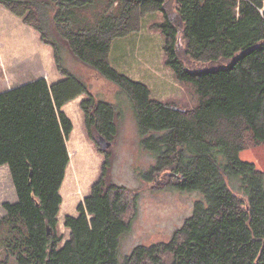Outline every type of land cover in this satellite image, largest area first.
I'll return each instance as SVG.
<instances>
[{
  "label": "trees",
  "instance_id": "16d2710c",
  "mask_svg": "<svg viewBox=\"0 0 264 264\" xmlns=\"http://www.w3.org/2000/svg\"><path fill=\"white\" fill-rule=\"evenodd\" d=\"M169 1L0 0L53 47L65 75L0 93V165L8 164L18 194L16 202L3 204L7 255L0 264H9L11 255L19 264H264V171L240 158L247 139L264 142V0H175L180 26L169 16ZM154 12L164 16L157 26L167 65L196 86L200 102L193 108L153 98L146 84L114 65L116 42ZM66 51L131 98L144 144L156 154L146 176L168 170L170 187L203 192L205 200L196 202L169 242L139 245L119 258L132 203L106 164L80 214L66 216L70 234L60 246V188L73 129L63 106L87 92L81 106L90 138L110 143L117 134L115 107L64 65Z\"/></svg>",
  "mask_w": 264,
  "mask_h": 264
},
{
  "label": "rangeland",
  "instance_id": "374dc122",
  "mask_svg": "<svg viewBox=\"0 0 264 264\" xmlns=\"http://www.w3.org/2000/svg\"><path fill=\"white\" fill-rule=\"evenodd\" d=\"M168 10L173 22L180 26L175 0L169 1ZM163 19L162 12L144 15L140 29L118 40L111 57L118 70L146 84L153 98L182 109H190L199 104L200 97L196 86L179 80L166 63L165 37L157 26ZM180 41V51L183 52L184 42L182 39ZM2 58L8 77L12 80L11 84L39 77L55 83L65 78L58 67L53 47L41 39L36 29L0 4V59ZM63 63L84 81L98 100L109 102L115 107L117 134L110 143L99 135H96L95 140L90 138L81 106L82 101L88 97L87 92L63 106L64 112L72 120L73 129L67 139L70 161L60 188L63 199L57 216L58 233L63 235L60 246L70 234V229L65 225L66 216L80 214L79 205L92 193L106 164L109 178L127 187L132 203L127 214L131 225L120 237L119 258L123 260L139 245L169 242L176 229L191 216L196 202L205 200L203 192L170 187L168 184L172 177L168 170L154 173L148 178L146 174L156 164V154L144 144L145 135L139 128L135 107L129 95L69 51L64 52ZM187 64L191 68L211 65H193L192 62ZM6 72L0 74V90L8 86ZM240 158L255 163L258 169L264 171V142L247 139ZM17 200L18 194L10 168L8 164L0 165V218L6 213L4 202ZM3 235L5 231L0 228V260L7 255L2 244ZM164 260L169 263L171 255H166ZM9 264L19 263L11 255Z\"/></svg>",
  "mask_w": 264,
  "mask_h": 264
},
{
  "label": "crops",
  "instance_id": "0c3cea01",
  "mask_svg": "<svg viewBox=\"0 0 264 264\" xmlns=\"http://www.w3.org/2000/svg\"><path fill=\"white\" fill-rule=\"evenodd\" d=\"M7 71V68H6V66H5V61H4V59L2 58V59H0V74L2 73V72H6ZM10 74V73H9ZM6 78H7V81H8V86L6 87V88H4V89H2V90H0V93L1 92H3V91H5V90H7V89H10V88H12V87H16V86H19V85H21V84H25V83H27V82H29V81H23V82H19V83H17V84H11V82H12V80L8 77V74H7V72H6ZM39 78H41V77H39ZM35 79H37V78H35ZM34 80V79H33ZM31 81V80H30Z\"/></svg>",
  "mask_w": 264,
  "mask_h": 264
},
{
  "label": "water",
  "instance_id": "95a60500",
  "mask_svg": "<svg viewBox=\"0 0 264 264\" xmlns=\"http://www.w3.org/2000/svg\"><path fill=\"white\" fill-rule=\"evenodd\" d=\"M263 11H264V9H263Z\"/></svg>",
  "mask_w": 264,
  "mask_h": 264
}]
</instances>
